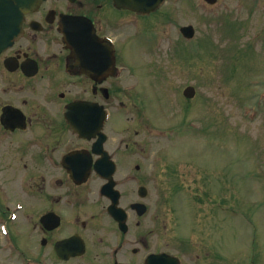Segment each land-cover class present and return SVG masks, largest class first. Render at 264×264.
<instances>
[{
	"label": "flooded vegetation",
	"instance_id": "obj_1",
	"mask_svg": "<svg viewBox=\"0 0 264 264\" xmlns=\"http://www.w3.org/2000/svg\"><path fill=\"white\" fill-rule=\"evenodd\" d=\"M20 2L0 0V37L20 17ZM34 2L18 37L0 50V264H187L184 254L191 264H224V250L208 238L165 248L162 175L152 185L162 201L152 204L154 175L147 161H132L147 155L145 138L132 135L133 122L145 125L142 98L130 90L111 31L159 9ZM74 18L87 28L66 24ZM101 144L114 160L101 161L103 174L94 150ZM165 252L174 257L159 256Z\"/></svg>",
	"mask_w": 264,
	"mask_h": 264
},
{
	"label": "rangeland",
	"instance_id": "obj_2",
	"mask_svg": "<svg viewBox=\"0 0 264 264\" xmlns=\"http://www.w3.org/2000/svg\"><path fill=\"white\" fill-rule=\"evenodd\" d=\"M187 24L191 40L180 32ZM111 33L142 98L145 125L133 122L132 135L145 138L147 155L132 161L154 175L152 204L162 201L152 187L160 174L169 201L158 217L165 248L208 238L224 264H264V0H167Z\"/></svg>",
	"mask_w": 264,
	"mask_h": 264
},
{
	"label": "water",
	"instance_id": "obj_3",
	"mask_svg": "<svg viewBox=\"0 0 264 264\" xmlns=\"http://www.w3.org/2000/svg\"><path fill=\"white\" fill-rule=\"evenodd\" d=\"M115 1L120 6H125L133 10L140 11V12H150L158 8L159 5L164 0H115ZM208 1L215 2L216 0H208ZM34 4H35L34 0H28V1L21 0L20 2V6L22 7V10L30 9ZM21 19H22V11L20 13V17H17V18L15 17L10 20V22L14 26L11 28H8L7 29L8 33L0 37V49H3L4 47L12 43L13 38L16 36V34H18L17 32H18L19 27H17V25L19 22H21ZM74 24H76L78 28H81L83 25L81 21H76L74 22ZM181 30L188 37H192L195 33L194 27L192 25L184 26L181 28ZM195 92H196L195 87L192 85H189L185 88L184 95L187 97H193L195 95ZM97 151H100L103 154V157L98 159V161H109L107 153L104 152L102 148L100 150L97 149ZM99 167L101 168L100 164H99ZM162 258L167 259L168 257L165 255Z\"/></svg>",
	"mask_w": 264,
	"mask_h": 264
}]
</instances>
